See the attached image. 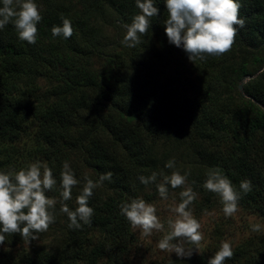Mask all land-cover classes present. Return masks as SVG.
Masks as SVG:
<instances>
[{
  "label": "trees",
  "instance_id": "1",
  "mask_svg": "<svg viewBox=\"0 0 264 264\" xmlns=\"http://www.w3.org/2000/svg\"><path fill=\"white\" fill-rule=\"evenodd\" d=\"M36 3L42 20L35 44L20 40L11 22L0 30V169L24 167L9 145L37 120L39 150L56 166L55 178L60 180L64 161L76 160L72 165L82 164L83 176L89 171L97 181L111 172L112 179L93 191L90 224L70 229L57 202L54 222L38 240L6 234L0 248H30L15 254L2 250L0 264H207L219 243L190 258L135 263L137 239L120 214V205L132 198L159 197L155 183L144 185L138 177L156 172L159 182L177 152L189 151L198 161L195 185L205 195L196 202L199 209L221 205L217 194L203 188L207 174L219 170L238 192L242 180L250 181L238 208L264 221V0H240L245 23L229 51L193 61L167 42L163 0H155L160 14L133 48L121 40L139 12L135 0ZM62 18L72 22L68 39L51 35ZM43 76L54 85L39 109L35 86ZM91 104L104 105L106 112L80 126L71 122L73 112ZM75 196L66 202L73 210ZM215 236L221 239V227ZM225 264H264V234L235 246Z\"/></svg>",
  "mask_w": 264,
  "mask_h": 264
},
{
  "label": "clouds",
  "instance_id": "2",
  "mask_svg": "<svg viewBox=\"0 0 264 264\" xmlns=\"http://www.w3.org/2000/svg\"><path fill=\"white\" fill-rule=\"evenodd\" d=\"M139 12L132 17L130 24L125 25V34L121 44L133 48L140 43V36L147 32L152 17L159 16L160 9L155 0H135ZM168 16L163 21L167 42L182 49L190 61L203 59L207 55H222L229 51L234 43L238 28L244 27V20L239 16L240 0H163ZM42 16L36 0H0V30L10 22L13 24L18 38L28 44L37 40V25ZM73 34L72 22L62 18L59 26H53L51 35L68 39ZM173 160L166 162L165 167L172 169ZM153 172L150 176H139L140 183L156 184L161 199H167L169 186L179 188L185 185L187 173L173 171L170 175ZM112 173L100 175L97 181L84 175L78 179L68 161L62 164L60 173V212L66 214L70 229H79L82 224H90L93 208L89 200L93 191L104 181H110ZM57 184L52 169L46 162L32 161L19 169H0V245H4L6 234H19L29 241L38 240V234L46 232L54 222L52 210L57 200L46 193L52 191ZM82 184L76 197L75 209H71L67 201L72 199V189ZM203 188L218 195L225 217H233L238 210L241 192L248 193L251 183L240 182L238 192L231 180L219 170L210 171L203 183ZM180 202L171 208L173 217L167 220V228L157 215L154 204L146 202L142 197L132 198L120 205V214L143 235L149 236L153 231L164 235L158 241L161 251L175 254L177 258H190L192 248L199 246L203 239L201 225L193 216L189 205L196 199L191 187L179 193ZM264 226L252 224L251 231L261 232ZM233 257L232 245L229 241H221L219 249L212 255L207 264H225Z\"/></svg>",
  "mask_w": 264,
  "mask_h": 264
},
{
  "label": "rangeland",
  "instance_id": "3",
  "mask_svg": "<svg viewBox=\"0 0 264 264\" xmlns=\"http://www.w3.org/2000/svg\"><path fill=\"white\" fill-rule=\"evenodd\" d=\"M184 72L180 73V76L183 75ZM178 79L180 76L176 74ZM171 80L176 81V76L174 75V79L170 77V74L168 76ZM54 83L52 81L50 82V79L47 77H40L38 79L35 90L36 95L35 98H37V104H39V109H43L42 106H40V101L45 99V95L49 94V91L52 90V86ZM23 90H27L29 87V84L27 81H24L21 85ZM37 96V97H36ZM39 98V99H38ZM106 107L100 106V104H91L90 106L84 107L83 109L79 111H75L70 115L71 122L75 125H83L85 123H88L90 121H94L99 114V111L106 112ZM38 130L39 125L38 121L34 120L31 121L26 130L22 133L20 139L15 142L14 144L9 145V149L15 152L17 160L22 163L24 166H26L29 162L32 161H42L46 162L48 166L52 169L53 175L56 177V166H54V163L51 160H48L40 150H39V137H38ZM72 159V158H71ZM70 159V160H71ZM175 162V166L172 169L167 168L168 171L167 175H170L173 171H179L182 175L187 173V180L185 185L179 187V188H171L170 194H168L167 199H161L160 196L156 198L153 201H146L149 203H152L157 208V215L160 218L161 222L165 224V228H167V220L171 217H173V213L171 212V208L174 207L176 204L180 202V196L179 193L184 190V188L191 187L192 191L196 194V199L192 202V204L189 205V209L191 210L193 216L198 220V222L201 225L200 231L203 234V239L200 242L199 246H193L188 245L187 247L192 248L193 255L201 254L202 252H205L212 246H214L217 243H221V241H229L232 245V249L242 243L243 241L247 240L249 237H253L256 234H264V230L261 232H253L251 231V225L252 224H261L264 226V221L255 215L249 213L246 210H243L242 208H238L237 212L234 214L233 217H225L222 211V204L214 207L212 209H206L201 210L197 207L196 202L202 201L205 197L204 190L202 188L195 185V178L194 175H196L199 170L195 169L196 159L193 157V155L186 151L185 153H175L173 154V158H171ZM76 160H73L71 163L68 160L70 166L73 168L77 178H82L83 174L85 172L83 171V165L81 164L80 167L76 165H72L75 163ZM199 165V164H198ZM199 167H201L199 165ZM86 171V170H85ZM88 173H90L88 171ZM88 173L86 174L88 176ZM57 184L54 189L58 193L52 194L51 191L46 194H52L49 195V197H52L57 200V202H60V180L56 178ZM192 181V182H191ZM152 184V183H151ZM83 186L82 184H79L75 186L72 189V199L75 195H77L80 192V189ZM170 187V186H169ZM153 190L152 186L147 187V192H151ZM76 197V196H75ZM217 226L221 227L222 230V236L219 241H216V228ZM133 232L137 239V245L133 252V259L135 263L137 262H145V263H151L153 261H159L162 259H168L176 257V255L169 254L168 252L161 251L158 247V241L162 238L164 233L153 231V233L149 236H145L142 233V230L136 227H132ZM223 238V239H222ZM29 249V244H24L22 247L18 246L15 249L11 250V248H0L1 251H7L9 252L14 251L15 253H18L22 251L23 249Z\"/></svg>",
  "mask_w": 264,
  "mask_h": 264
},
{
  "label": "water",
  "instance_id": "4",
  "mask_svg": "<svg viewBox=\"0 0 264 264\" xmlns=\"http://www.w3.org/2000/svg\"><path fill=\"white\" fill-rule=\"evenodd\" d=\"M240 89L243 90V86L242 85L240 86Z\"/></svg>",
  "mask_w": 264,
  "mask_h": 264
}]
</instances>
